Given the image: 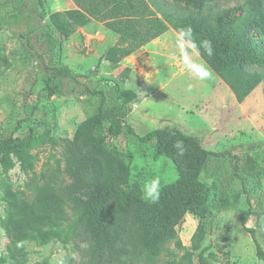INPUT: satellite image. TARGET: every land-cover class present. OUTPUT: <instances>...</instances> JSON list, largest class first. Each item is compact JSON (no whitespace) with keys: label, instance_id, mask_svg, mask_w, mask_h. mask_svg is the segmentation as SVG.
Masks as SVG:
<instances>
[{"label":"trees","instance_id":"16d2710c","mask_svg":"<svg viewBox=\"0 0 264 264\" xmlns=\"http://www.w3.org/2000/svg\"><path fill=\"white\" fill-rule=\"evenodd\" d=\"M70 1L73 9L48 13L44 0H37L40 18L47 16L49 25L63 39L91 21L102 24L117 35V42L100 58L111 70L168 29L179 37L181 28L191 27L196 47L188 46L233 92L235 100L241 101L264 82V0H244L230 8L218 7L223 0ZM204 41H211V55ZM52 72L50 81L59 82L53 88L48 83L52 93L62 90L63 84L71 85L78 97L94 98L97 106L77 124L72 138L61 139L63 166L46 170L32 199L10 187L4 189L1 228L12 263L26 262V242L56 239L73 243L82 264H156L166 244L176 238V228L185 215L199 220L195 234L202 225L209 230L213 227L217 211L209 199L211 190L200 179L211 160L225 158L228 153L207 151L197 138L175 127L137 135L125 124L128 105L137 98L133 90L123 87L131 74L128 68L116 79H92L94 75L76 74L68 67ZM124 133L140 145L152 144L155 155L174 166L177 179L161 188L155 203L143 200L140 188L130 183V164L107 146L108 139ZM45 134V126L37 123L29 127L27 139L38 142ZM17 143L18 139L12 138L0 141L4 159ZM18 154L25 161L23 153ZM237 170L234 163L233 172L240 178ZM241 215L255 257L264 264L255 231L245 228L252 211ZM208 250L198 254L199 264H210L205 257ZM64 264H73V259Z\"/></svg>","mask_w":264,"mask_h":264},{"label":"rangeland","instance_id":"374dc122","mask_svg":"<svg viewBox=\"0 0 264 264\" xmlns=\"http://www.w3.org/2000/svg\"><path fill=\"white\" fill-rule=\"evenodd\" d=\"M243 1L223 0L218 7L230 8ZM44 2L48 13L74 8L70 0ZM40 13L37 0H0V141L18 139L7 159L0 153V264H14L7 256L1 228L4 189L10 187L32 199L46 170L63 166L61 139L72 138L77 124L97 106L94 98L78 97L71 85L63 84L62 90L52 93L48 83L52 88L59 83L50 81L52 70L68 67L76 74H92V79H116L120 73L114 74L100 60L104 49L100 23L91 21L63 39ZM168 32L176 36L173 30ZM168 32V44L177 48ZM186 48L193 67L207 66ZM150 57L161 66L156 83L146 88L126 80L123 85L137 90L140 100L145 98L138 113L128 118V126L139 136L164 126L175 127L197 138L205 150L229 155L211 160L200 179L211 190L209 199L217 211L213 227L209 230L202 225L195 234L199 220L185 215L176 228V238L166 244L156 264H199L198 254L204 248L210 249L205 254L210 264H263L255 257L249 234L242 229L241 213L252 211L245 228L255 231L264 251V82L237 101L208 66L211 76L201 79L185 67L179 55ZM37 123L45 126L46 134L38 142H29V127ZM107 146L130 164V183L136 184L141 194L144 183L152 178H160L161 188L177 179L173 164L155 155L152 144L140 145L124 133L108 139ZM18 153H23L25 161ZM234 163L240 178L233 172ZM25 251L24 264H64L68 258L73 264H82L71 242L34 240L25 243Z\"/></svg>","mask_w":264,"mask_h":264},{"label":"crops","instance_id":"0c3cea01","mask_svg":"<svg viewBox=\"0 0 264 264\" xmlns=\"http://www.w3.org/2000/svg\"><path fill=\"white\" fill-rule=\"evenodd\" d=\"M99 26L103 30L104 37H103L102 44L104 46L103 47L104 48L103 53H104V51L107 48L113 46L117 42V35L109 31L108 29H106L102 24H99ZM169 30L170 29H168L165 33H167ZM165 33L161 35L160 37L152 40L145 46L141 47L139 50H137L132 55L124 58L119 63L118 68L114 69V74H116V72H120L124 68H128L131 70V74L129 75V78L127 77L128 79H126L127 83L132 84L135 82H140L141 84H145L144 86H146V88L156 83L158 75L160 74L161 66L158 65L156 62H153L150 55L153 54V56H165L168 58H171V57L174 58V56H178V55L180 56L181 54L180 52L181 49L178 46L177 48L170 47V45L168 44V39L166 37L167 35H165ZM168 34H170L169 36L175 38V42L178 41L179 37L177 35L174 36L173 32H168ZM102 64L104 66H109L105 61H102ZM133 91L137 94V98L136 100H134L128 105V108L130 109V111H128V114L125 118L126 125H129L128 118L138 113L145 99L143 98L140 100L139 98L140 94L138 93V91L137 90H133Z\"/></svg>","mask_w":264,"mask_h":264},{"label":"clouds","instance_id":"9594fccd","mask_svg":"<svg viewBox=\"0 0 264 264\" xmlns=\"http://www.w3.org/2000/svg\"><path fill=\"white\" fill-rule=\"evenodd\" d=\"M186 45H191L192 48H195L196 45L193 41V33L191 27L181 28L179 30V38L177 46L181 49L180 60L191 71L195 72V75L201 79L208 78L211 76L210 69L203 65H195L193 67V62L191 61ZM203 46L205 47L209 55L212 54V43L211 41H204ZM177 147H180V144H177ZM183 152H181V155ZM161 194V180L159 177L152 178L150 181H146L143 185L142 196L145 200L155 203L159 200Z\"/></svg>","mask_w":264,"mask_h":264}]
</instances>
